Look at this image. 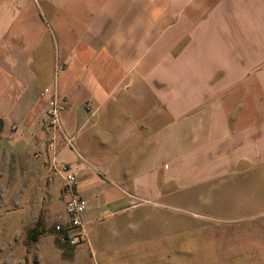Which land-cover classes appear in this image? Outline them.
<instances>
[{
	"label": "crops",
	"instance_id": "crops-1",
	"mask_svg": "<svg viewBox=\"0 0 264 264\" xmlns=\"http://www.w3.org/2000/svg\"><path fill=\"white\" fill-rule=\"evenodd\" d=\"M261 69L264 0H0V143L20 156L54 138L76 173L87 207L72 264H149L146 248L191 243L190 223L157 232L158 214L186 211L200 188L212 213L254 204ZM41 93L60 103L56 133Z\"/></svg>",
	"mask_w": 264,
	"mask_h": 264
},
{
	"label": "rangeland",
	"instance_id": "rangeland-1",
	"mask_svg": "<svg viewBox=\"0 0 264 264\" xmlns=\"http://www.w3.org/2000/svg\"><path fill=\"white\" fill-rule=\"evenodd\" d=\"M261 103L264 105V101ZM3 145L0 143V264H45V260L53 264L58 255L72 264L76 247L57 244L51 231L63 217V204L57 199L61 192L57 194L51 177L45 174L48 168L35 161L32 152L12 155L11 149ZM252 176L246 174V178L252 179ZM258 182L254 204L250 198L243 212H209L204 188L196 191L197 196L191 198V205L184 212L163 207L158 214L157 232L163 231V223L187 222L193 233L186 240L191 243L181 238L179 244L146 248L144 255L148 254L152 260L149 264H264V166L260 167ZM36 227L39 234L36 241L26 245L28 233ZM177 250L180 260L178 253L175 261L157 260L163 257L162 252L173 255ZM140 258L136 254L132 263L139 264Z\"/></svg>",
	"mask_w": 264,
	"mask_h": 264
},
{
	"label": "built area",
	"instance_id": "built-area-1",
	"mask_svg": "<svg viewBox=\"0 0 264 264\" xmlns=\"http://www.w3.org/2000/svg\"><path fill=\"white\" fill-rule=\"evenodd\" d=\"M47 96V93L40 94L41 98L47 99L43 123L48 132L56 133L60 131L61 106L54 96ZM67 144L71 146V139L67 140ZM34 158H42L49 172L58 176L62 181V192L66 198L64 202L65 219L53 226L58 243L68 247L82 244L85 240L82 216L86 210L87 202L77 191L76 173L70 165L58 160L54 138H49L43 150L34 153Z\"/></svg>",
	"mask_w": 264,
	"mask_h": 264
},
{
	"label": "trees",
	"instance_id": "trees-1",
	"mask_svg": "<svg viewBox=\"0 0 264 264\" xmlns=\"http://www.w3.org/2000/svg\"><path fill=\"white\" fill-rule=\"evenodd\" d=\"M1 127H2V122L0 121V129H1ZM51 231H52V233H53L54 236H55V239H56L57 244H59V243H58V240H57V238H56V235H55V233H54V231H53V228H52ZM38 235H39V234L37 233V227H36V228H34L31 232L28 233V236L26 237V245H30V244L34 243V242L36 241ZM59 245H60V244H59ZM61 246H65V245H61ZM67 247H68V246H67Z\"/></svg>",
	"mask_w": 264,
	"mask_h": 264
}]
</instances>
